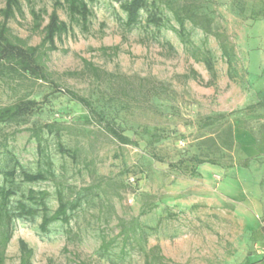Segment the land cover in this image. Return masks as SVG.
I'll list each match as a JSON object with an SVG mask.
<instances>
[{
    "label": "rangeland",
    "instance_id": "1",
    "mask_svg": "<svg viewBox=\"0 0 264 264\" xmlns=\"http://www.w3.org/2000/svg\"><path fill=\"white\" fill-rule=\"evenodd\" d=\"M19 1L24 14L8 27L28 46H39L43 33L33 30L31 11L44 12V27L55 0ZM87 1L88 32L65 8L58 10L70 31L56 38L58 50L45 59L49 81L11 71L0 76V108L40 103L33 116L0 125V170L12 168L9 153L29 173L43 168L32 131L56 123L61 143L78 152V161L58 153L55 133L43 131L41 145L65 200L80 207L68 225L53 223L47 233L40 230L41 215L14 219L5 249L8 231L0 228V260L20 264L19 241L33 251L30 264H145L144 252L156 247L160 264H249L264 256V0L156 1L175 28L166 3L188 1L226 36L231 78L220 42L186 22L193 44L212 56L215 85L193 47L170 28L147 25V11L127 30L125 0ZM5 5L0 0V10ZM191 71L198 78L187 77ZM69 91L90 100L138 146L113 139ZM220 115L225 118L207 121ZM194 156L218 164L197 165ZM13 188V208L19 201L34 207L25 200L30 190L50 193L51 213L58 207L54 182L27 184L17 174Z\"/></svg>",
    "mask_w": 264,
    "mask_h": 264
},
{
    "label": "trees",
    "instance_id": "2",
    "mask_svg": "<svg viewBox=\"0 0 264 264\" xmlns=\"http://www.w3.org/2000/svg\"><path fill=\"white\" fill-rule=\"evenodd\" d=\"M93 1V0H90ZM120 2V0H116ZM156 1L152 0L149 6L148 0H125L121 3V10L127 15L125 27L127 30L134 29L142 20L140 12L147 11L146 23L149 26H154L157 29L170 28L179 37L181 43L185 46H192L194 49L193 56L197 61L202 62L208 72L212 76V82L209 85H215L217 79V73L214 66V62L210 52L206 49L196 47L192 40L191 35L187 31L186 22H190L193 26L200 28L206 36H214L221 46L223 55L228 59L229 65V77H232L231 73V58L230 50L227 45L226 36L224 34L215 33L212 28L213 20L207 15L198 14L193 5L188 1L183 3L167 2V7L171 11L178 28H175L168 19L160 12ZM149 7L152 10L149 11ZM65 8L69 14L71 21L76 22L81 26L82 31L88 32L90 26V18L92 11L88 5L87 0H55L52 13L49 15L48 23L43 27L45 22L44 12L31 11L33 17V30L35 32L41 31L43 33V40L39 46H28L23 40L14 36L8 27V23L11 19H14L17 15L23 16L22 7L19 0H6L4 9L0 10V16L3 20L0 22V76L7 71L14 72L16 74H24L33 77L37 81H49V73L45 65V59L49 52H55L58 50L56 46V38L61 37L63 34H67L70 31L67 23L60 20L58 10ZM205 44H203L204 46ZM173 49V47L171 46ZM90 69L98 73L99 70L92 64H88ZM194 79L198 78V74L195 71H191L190 75ZM69 98L81 105L87 112L91 121H95L100 125H103L107 133L122 145L138 146V143L129 137L115 123L104 121L101 114L93 107L90 100L79 96L74 92H67ZM256 106H252L249 110H254ZM40 110V103L36 100H21L13 105L0 108V125L17 123L25 118L33 116ZM225 116L220 115L216 119L208 118V122H216V120H222ZM43 131H47L49 134L55 133L58 143L57 151L61 156L70 158L73 162L78 161V152L67 149L60 141V129L58 124H46L39 129H33V137L38 142V154L40 160L43 161V168H39L35 173H29L25 171L17 158L9 153L10 161L12 162V168L6 172L0 170V176L4 177V185L0 187V228L6 229L8 232L2 238V246L4 249L7 247L11 240L10 227L14 219H33L41 215L40 230L42 233H47L51 224L61 222L68 225L74 213L80 207V201L70 202L66 201L61 190V185L57 181L54 174V164L50 156L46 153L41 145V134ZM158 140V137H157ZM191 162L197 165L209 163L217 165L218 161L215 159H201L198 156L190 158ZM174 167V165H171ZM191 175H195V169H186ZM19 174L23 183L36 184L40 182H54L57 188V209L51 213L47 200L50 197L48 191L36 192L30 190L28 196L25 198L34 207H29L23 201H19L16 207H11L12 198L16 195V191L13 188L14 180ZM9 185V186H8ZM21 251L20 264H30L33 251L28 247L24 241H19ZM102 247L108 249L109 246L106 242ZM155 250L159 251V248H153L149 252H144L145 264H160L158 261H163L164 257L155 256ZM3 259L0 260V264H3Z\"/></svg>",
    "mask_w": 264,
    "mask_h": 264
},
{
    "label": "crops",
    "instance_id": "3",
    "mask_svg": "<svg viewBox=\"0 0 264 264\" xmlns=\"http://www.w3.org/2000/svg\"><path fill=\"white\" fill-rule=\"evenodd\" d=\"M260 251L264 252V243L261 245ZM249 264H264V256H260L257 260L252 261Z\"/></svg>",
    "mask_w": 264,
    "mask_h": 264
}]
</instances>
